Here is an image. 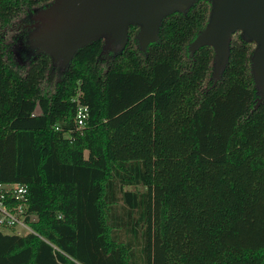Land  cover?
<instances>
[{
	"label": "trees",
	"instance_id": "trees-1",
	"mask_svg": "<svg viewBox=\"0 0 264 264\" xmlns=\"http://www.w3.org/2000/svg\"><path fill=\"white\" fill-rule=\"evenodd\" d=\"M52 0H0V182L28 187L36 219L0 230V264H264V97L253 45L232 34L189 44L207 22L195 0L141 49L101 38L61 67L29 47ZM76 99L89 114L79 130Z\"/></svg>",
	"mask_w": 264,
	"mask_h": 264
},
{
	"label": "water",
	"instance_id": "water-1",
	"mask_svg": "<svg viewBox=\"0 0 264 264\" xmlns=\"http://www.w3.org/2000/svg\"><path fill=\"white\" fill-rule=\"evenodd\" d=\"M195 0H52L32 15L28 33L30 48L45 52L65 67L80 47L101 38L103 49H120L127 41L130 24L138 27L142 50L157 40L159 24L173 11H183ZM204 29L189 44L193 53L200 45L214 50L213 78H220L229 55L232 34L251 42V72L264 97V0H208Z\"/></svg>",
	"mask_w": 264,
	"mask_h": 264
},
{
	"label": "built area",
	"instance_id": "built-area-1",
	"mask_svg": "<svg viewBox=\"0 0 264 264\" xmlns=\"http://www.w3.org/2000/svg\"><path fill=\"white\" fill-rule=\"evenodd\" d=\"M88 114L87 105L76 99L74 122L77 129L81 130L85 126ZM35 219V214L28 210L27 185L20 182H0V229L16 228V234L35 233L29 225Z\"/></svg>",
	"mask_w": 264,
	"mask_h": 264
},
{
	"label": "rangeland",
	"instance_id": "rangeland-1",
	"mask_svg": "<svg viewBox=\"0 0 264 264\" xmlns=\"http://www.w3.org/2000/svg\"><path fill=\"white\" fill-rule=\"evenodd\" d=\"M14 229L16 228H1L0 230H2L4 233H16Z\"/></svg>",
	"mask_w": 264,
	"mask_h": 264
}]
</instances>
